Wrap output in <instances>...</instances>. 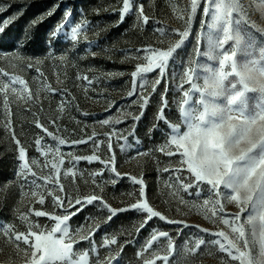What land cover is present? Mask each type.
I'll list each match as a JSON object with an SVG mask.
<instances>
[{
    "label": "rangeland",
    "instance_id": "obj_1",
    "mask_svg": "<svg viewBox=\"0 0 264 264\" xmlns=\"http://www.w3.org/2000/svg\"><path fill=\"white\" fill-rule=\"evenodd\" d=\"M237 2L241 11L233 15L242 18L243 37L236 57L237 68L243 70L245 61L252 67L253 60L259 62L257 67H264V0ZM131 3L132 7L121 20L123 0H0V7L4 8L0 12V28H3L0 31V89H3L0 91V136L12 139L6 128L10 120L16 138L27 150L30 165L34 158L40 161L38 165H31L32 171L52 178V182L46 184L32 175L18 176L21 163L18 148L15 140L9 139L8 171L0 179V264H25L31 255L29 246L15 241L11 232L5 234L6 229L27 233L30 223L37 231H49L55 221L49 216L36 217L34 211L62 216L76 212V208L80 211L66 223L70 234L78 241L74 244L76 258L84 251L89 252L87 264H104L105 261L144 264L145 260H152L153 264H240L214 243L219 239L228 247L227 241L212 234L219 231H224L246 252L251 264H264L260 221H256L255 234L245 225L248 241L245 248L244 240H237L238 234H233L222 222L231 221L239 208L234 202L216 197L206 183L184 191L183 184L193 181L194 177L182 164V150L168 143L170 125H180L181 131L186 130L180 114V105L185 100L183 93L191 87L186 82L185 69H196L193 82L203 89L206 74L196 68V63H208L216 69L219 66L218 60L208 61L196 55L198 47L201 51L207 49V40L202 36L207 32L203 22H211L204 14L208 0H199L195 13L191 11V0H131ZM141 7L148 18L146 23L139 14ZM180 15L184 18H178ZM18 19H23L19 30L14 26ZM77 25L81 28L73 40L71 29ZM36 28L42 38L39 49L33 46L32 31ZM9 29L15 33L7 39L4 35ZM184 31L189 34L170 58L163 75L156 69L132 76L138 65L148 63L146 57L151 52L145 49L167 50L177 43L179 33ZM249 43L254 46L247 48ZM234 47L232 41L225 45V50L230 54ZM226 71H231L230 67ZM256 76L260 79L258 73ZM14 77L23 79L25 84L13 82ZM238 79L235 75L229 77L231 82ZM240 87L238 84L237 90ZM249 87L257 86L249 82ZM130 92L134 95L130 96ZM246 95L251 106L262 93L257 88ZM199 98V93H193L189 97L190 104L195 105ZM161 109L166 119H158ZM137 116L139 120L134 119ZM37 120L66 143L60 145L58 139L53 140L37 128ZM105 120L109 123L104 124ZM40 138L42 150L48 153L46 156L37 151L35 141ZM80 140L87 143H72ZM56 148L60 149L59 153ZM161 148L175 154L166 155ZM93 155L99 159H86ZM61 158L63 164L59 163ZM52 162L57 164L56 171L51 168ZM45 163H48L47 168L43 167ZM133 177L142 180L143 185L134 183ZM61 185L64 192L59 191ZM141 186L144 199L154 210L167 220L183 223H167L153 217L140 228L146 214L134 210L117 212L109 221L111 213L104 202L113 209L128 208L141 199ZM32 192L37 195L33 197ZM49 192L65 199L64 207H56ZM93 194L102 200L74 208L68 206L69 199L74 203L77 198ZM41 195L44 204L37 202ZM216 199H220L224 207L219 211L217 205V215L213 216ZM205 200L210 203L205 205ZM250 212L251 209L241 214V223ZM22 214L27 216V221L21 219ZM93 230L94 234L89 236ZM160 231L167 232L168 237H158L148 247L152 234ZM83 236L89 238L81 239ZM169 238L173 241L171 254ZM112 239L116 240L115 244H105ZM201 240L204 243L197 248ZM232 255H237L235 249ZM164 256H168L167 261L161 259Z\"/></svg>",
    "mask_w": 264,
    "mask_h": 264
},
{
    "label": "snow or ice",
    "instance_id": "obj_2",
    "mask_svg": "<svg viewBox=\"0 0 264 264\" xmlns=\"http://www.w3.org/2000/svg\"><path fill=\"white\" fill-rule=\"evenodd\" d=\"M198 2L199 0H191V11L193 13L197 9ZM131 7V0H123L121 20H123V15ZM2 11H4V8L0 7V12ZM240 11V5L237 0H208V4L204 8V14L205 17H210L211 22H203L206 24L207 32L202 36V39L206 38L207 40V49L206 51H201L198 47L196 55L197 57H206L208 61L218 60L219 66L216 69L208 63H196V68L206 74L204 76L203 89L196 82H193L196 69L191 67L185 69L184 76L186 77V82L191 87L190 90L183 93L185 100L180 105V114L186 130L181 131L180 125H170L171 139L168 143L175 146L176 149L182 150L180 153L183 157L182 164L186 165L187 171L194 177L193 181L183 184L184 191H187L194 185L198 186L199 183H206L211 186L216 197H222L236 204L239 212L231 221L224 219L222 222L231 228L233 234H238L236 239L244 240V247L248 248V241L245 239V225L250 226L253 234H255L256 221L258 219L260 221L261 236L264 237V67H257L259 62L253 60L251 61L252 67H249V62L245 61L243 63V70L237 68L236 57L241 50L240 45L243 39L240 32L242 18L234 17L233 14ZM139 14L146 23L148 18L144 16L142 7ZM67 18L66 16L65 21H67ZM178 18L183 19L184 17L180 15ZM190 19L191 17H189ZM62 27L64 25H61ZM80 28L81 26L77 25L71 29L73 40L76 39ZM0 31H3V28H0ZM161 34H165L163 30H161ZM188 34L187 31L179 33L177 43L170 46L167 50L145 49L144 51L151 52V55L146 57L148 63L145 66L138 65L136 70L132 72V76L135 78L140 73H148L156 69H159L161 75H163L170 58L180 48L184 38ZM232 41L235 42V47L229 54L225 50V45ZM253 46V44L249 43L247 48H252ZM262 58H264V50H262ZM189 63L191 64L193 61H189ZM31 66L29 65V67ZM227 67H230L231 71H226ZM256 73H258L260 79H257ZM4 75H7V73H4ZM233 75L239 77L238 81H229V77ZM195 78L199 79V77ZM12 79L13 82H18L21 85L25 84V81L19 77ZM249 82L255 83L257 87L250 88ZM156 83L159 84L160 81L157 80ZM238 84L241 86L240 90H237ZM7 87V84L3 86L4 89ZM257 88L262 95L256 98L253 105L249 106V97L246 93L255 92ZM2 90L0 89V91ZM193 93L200 94V98L196 101L195 105H191L189 100V97ZM129 95H134V92H130ZM28 99H31L30 95ZM143 100L144 104H146L147 98L145 97ZM222 101H226V104ZM4 106L7 110V95L4 97ZM10 115L11 113L9 112ZM139 118L138 116L134 117L136 120H139ZM158 119H166L163 116V109L160 110ZM35 123L37 128H40L48 136L52 137L53 140L58 139L60 145L66 143L64 139L57 138L47 128H44L39 120ZM103 123L108 124L109 121L105 120ZM6 128L11 133L12 139L15 140L18 148V160L21 163L17 175L25 177L32 175L37 179L44 180L46 184L52 182L50 176H38L36 172L32 171L31 165H38L40 161L34 158L31 160L30 165L27 150L16 138L14 130L11 128L10 120L7 122ZM89 139H92V137H89ZM41 140L42 138L35 141L37 151L40 152L41 156H46L48 153L42 150ZM72 143H87V141L80 140L73 141ZM109 150L111 151V144H109ZM55 151L59 153L60 149L56 148ZM160 151L165 152L169 156L175 154L173 151H165L164 148H161ZM77 159L80 158L78 157ZM86 159L92 161L99 158L93 155L86 157ZM63 162L61 158L59 163L63 164ZM43 167L47 168L48 163H45ZM51 168L53 171H56L57 164L52 162ZM164 171H168V169H164ZM55 182L59 183L58 180ZM133 182L143 185L142 180H137L135 177H133ZM37 187L40 186L37 185ZM59 191H65L63 185L60 186ZM36 195V192H32L33 197ZM48 195L53 196L56 207H64L65 199L54 195L52 192H49ZM139 197L141 199L137 203L130 204L128 208L113 209L104 202V207L111 213L108 216V220L110 221L117 212L134 210L137 213L146 214V219L140 225V228H143L153 217H159L160 220H166L167 223H183L182 221L167 220L164 215L154 210L147 200L144 199L143 186L140 188ZM97 200H102V198L93 194L82 199L77 198L74 203L69 199L67 203L70 208H74L76 205H81L82 203L92 204L93 201ZM37 202L44 204L43 195L40 196ZM209 203V200L204 201L205 205ZM217 205L219 206V211H223V204L220 199H216L212 210L213 216L217 215ZM249 209H251L250 214L241 223V214ZM29 211L33 210L29 209ZM78 211H80V208H76V212ZM76 212L60 216L36 210L34 211L36 217L49 216L51 220L55 221V226L51 230L37 231L29 223L27 233L8 228L5 230V234L11 232L14 235L15 241H22L24 245L29 246L31 255L25 261V264H57V262L59 264H87L89 252L84 251L83 254L79 255L78 259L76 258L77 253L74 250V244L78 243V241L70 234L69 226L66 223ZM252 213H255V215ZM21 219L27 221V216L22 214ZM35 227L38 228V226ZM98 227L95 230H98ZM139 230L137 229V232ZM201 231L208 230L201 229ZM57 233L60 235L57 236ZM93 234L94 230L89 232V236ZM212 234L227 241L228 247L224 243H221L219 239L214 241V243L219 244L220 249L228 252L232 256V259L239 260L240 264H245L247 260L248 264H251V260H249L246 252L241 251L237 247V244L230 240L224 231ZM158 237H168V233L165 231L154 232L151 239L148 240L147 246L151 247ZM88 238V236L81 237V239ZM66 239L68 242H66ZM115 243V239L105 241L106 245ZM202 243L204 241H198L197 248ZM17 248L19 249V245H17ZM232 249L236 250L237 255H232ZM172 250L173 241L169 238V254H171ZM145 251H147V248ZM27 254V250H25V255ZM261 255H264V239L261 241ZM161 259L167 261L168 256L161 257ZM104 264H110V262L105 261ZM144 264H153V261L145 260Z\"/></svg>",
    "mask_w": 264,
    "mask_h": 264
},
{
    "label": "trees",
    "instance_id": "obj_3",
    "mask_svg": "<svg viewBox=\"0 0 264 264\" xmlns=\"http://www.w3.org/2000/svg\"><path fill=\"white\" fill-rule=\"evenodd\" d=\"M23 20V19H22ZM22 20L18 19L15 23L14 26L16 29L19 30L20 25H22ZM40 26V25H39ZM13 32L15 33V30L9 29L8 31H6L5 33V38H10L13 35ZM40 31L39 29H33L32 31V36L35 37V39L33 40V46L34 48L39 49L42 46V38L40 37ZM0 179H3L6 174H7V169H8V164H9V157L11 156V154H8L7 150H8V141L9 137H7L6 135L4 136H0ZM12 140V139H11Z\"/></svg>",
    "mask_w": 264,
    "mask_h": 264
}]
</instances>
